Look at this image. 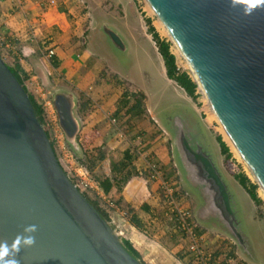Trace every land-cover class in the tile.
I'll return each instance as SVG.
<instances>
[{"label": "water", "instance_id": "water-1", "mask_svg": "<svg viewBox=\"0 0 264 264\" xmlns=\"http://www.w3.org/2000/svg\"><path fill=\"white\" fill-rule=\"evenodd\" d=\"M147 2L264 190V0ZM104 30L124 49L117 32ZM35 73L48 88L43 66ZM51 103L66 143L80 152L74 95L55 89ZM186 145L209 196L205 210L230 226L235 217L225 182L198 143L193 149L186 139ZM28 225L36 226L35 243L19 246L17 264H141L67 176L27 93L0 57V243L11 245Z\"/></svg>", "mask_w": 264, "mask_h": 264}, {"label": "crops", "instance_id": "crops-1", "mask_svg": "<svg viewBox=\"0 0 264 264\" xmlns=\"http://www.w3.org/2000/svg\"><path fill=\"white\" fill-rule=\"evenodd\" d=\"M49 1L0 0V46H3L6 58L11 61L7 65L19 64L27 74L25 82H29L33 90L38 91L40 85L47 88L35 73L37 65L43 66L49 81L57 80L65 84L63 89H73L71 93L76 99L75 113L80 123L78 135L92 128L98 132L91 145L100 148L104 154L103 159L95 160L98 163L96 169L102 174L98 177H107L113 182L114 176H126L119 188L113 183L108 193H104L100 187L95 190L103 203L111 200L116 204L107 212L112 223L119 228L122 238L131 243L145 264H189L184 240L165 218V206L158 186L147 179V165L155 162L162 168L164 177L176 188L180 203L190 209L192 221L206 237V245L210 249L228 254H232L235 249L241 253L240 264H264V259L257 261L252 257L250 240L239 227L238 211L234 210L233 230L229 225H223L205 210L209 196L204 193L199 181L184 174L187 183L198 190L202 198L203 203L195 208L181 174L174 161H171V150L168 151L164 146L170 138H167L168 133L157 117L159 108L168 104L170 97L152 87H155L156 81H161L166 88L173 87L180 97L183 90L168 78L152 34L147 32V26V30H143L134 12L137 10L135 0H54L52 4ZM102 2H117L119 15H106V6ZM83 7L87 10H83ZM99 16L115 18L124 27L123 33L119 31L124 50L129 47V43H137L138 48L142 49L143 63L138 60V75L128 70L126 74L113 71L120 83L117 80L110 81L102 74L106 62L86 47V38H81L80 46L79 37L95 27ZM49 49L53 50L50 58L47 56ZM52 59L55 60L54 66ZM135 77L141 83H137ZM37 79L39 82H35ZM121 81L126 82L128 91L143 93L145 113L140 119L126 115L112 124L110 118L114 117L118 106ZM155 129H159L160 134ZM202 150L206 152L203 147ZM126 152L129 155L127 167L121 173L112 172V162L123 160ZM210 159L216 167L211 155ZM238 184L250 199V218L263 230L264 235V220L259 216L254 200ZM229 199L232 204L230 192ZM132 216L137 220V225L130 222Z\"/></svg>", "mask_w": 264, "mask_h": 264}, {"label": "rangeland", "instance_id": "rangeland-1", "mask_svg": "<svg viewBox=\"0 0 264 264\" xmlns=\"http://www.w3.org/2000/svg\"><path fill=\"white\" fill-rule=\"evenodd\" d=\"M135 2H136L137 10L134 12L138 17V19H140L139 21L142 24L143 30H147L146 26L147 27L151 26L154 28L158 36H160L164 40L170 41L168 39L169 37L164 32H162L163 29L158 26L157 17L154 15V13H152V11L148 10L146 4L142 0H138V2L135 0ZM102 5L106 6L105 7L106 11H104L106 15L110 17L112 16L117 17L119 15V8L116 6L117 2L116 3L102 2ZM83 10L86 11L87 9L83 7ZM110 17L102 18L101 16H99V19L97 20L98 22H96L94 25L95 27L92 28L90 32L89 31L83 32L79 37L78 42L81 46V41H80L81 38L83 37L86 38L87 39L86 47L90 51L94 52L104 62H106L107 66L102 69V74L105 76V78H108L110 81L117 80L113 71L117 74L119 73L126 74V72L131 71L133 75H138V69H139L138 60L143 63V58L141 53L142 49L138 48L137 43H132V44L129 43V47H127L126 50L121 49L116 45H114L108 34L105 33L104 27L105 26L109 27L118 34L119 31L123 33L124 27H121L116 22L117 19L115 18L113 19ZM147 32L149 33V30H147ZM119 36L121 37L120 34ZM2 48L3 46H0V57L6 64H9L11 61L6 58L5 52L2 50ZM176 50L177 49L171 43L170 51L175 56L176 65L180 68V71L186 72L192 78L190 70L186 67L184 60L177 54ZM134 79L137 81V83H141L138 77H135ZM35 82H39V80L37 79V81ZM117 82L120 83L119 80H117ZM25 83L28 88V91L33 94L36 101L43 108V118L41 125L44 131L48 135V139L53 147V150L55 152L59 164L61 165L67 176L71 179V181L77 186V188L82 193L86 194L91 200H96L98 202V206L101 209L108 211L109 208L107 207L106 203H103V201L100 198L98 199L95 190L89 189L88 187L84 186L83 184L84 175L80 176L79 174L83 172L82 168L89 169L91 168V166L86 162L82 164L75 159L74 154L72 153L70 147L66 143L64 134L59 126L58 115L51 103V96L54 90L58 88H63L65 84H63L60 81L58 82L57 80L51 79L49 81L48 88L44 89L40 85V87L37 89L38 91H35L32 89L29 82L26 81ZM122 84L127 89L126 82L121 81V85ZM152 88L158 90L166 97H170V102L159 108V113L164 112L161 114L162 120L163 119L167 120L171 116V112L173 110L176 109L177 111H179L181 108L182 109L180 111L181 112L180 114H184L185 121L189 120L188 110L196 116V121L194 122H196L199 128L197 129L194 128V126L192 125L193 123H186L187 125L186 127L189 128L191 135L194 138H196V141L200 145V147L201 148L203 147L206 150V153H210L212 159L216 161L215 162L216 167L221 172L225 185L227 186L228 191L231 194L233 209L235 211H238L240 230L250 240L252 257L257 259V261L264 259V235L262 232L263 230L260 229V227L256 225L250 218V214L252 211V205L250 199L246 194L243 193L240 185L238 184L239 181L234 176L236 174L238 175L243 174L248 178L247 185L249 186L254 185V191L257 197L260 199V202L258 203L254 202V204L256 206V210L259 216L262 217L263 220H264V194H262V191L257 181L254 179L253 175L246 166L245 162L240 157L237 156L233 146L230 144V142L224 135L223 129L219 121L210 114V111H208L206 102L198 86L195 91L196 94L195 98H190L183 91L181 92V97H180L178 96L179 94L176 95L175 93L176 91L174 90L173 87L166 88L165 84L161 81H156L155 87ZM46 90H49L50 92ZM68 91L73 93L72 88H69ZM177 96L179 98H177ZM180 98H182V100ZM155 130H157V134H160V131H158L159 129H155ZM217 136H220L222 141H224L229 148L230 168H227V165L225 164V156L221 154L219 144L216 140ZM168 137L170 138V136L167 134V138ZM164 144H165L164 146H166L168 151L171 150L172 148L171 139H168ZM97 166L98 163L96 164L94 162L91 171H88L87 169L88 171V176L86 177L87 180L90 179L94 180V177L102 175L101 171L96 169ZM184 184H185V188L190 194V198H192L191 200H193L194 202L195 205L194 207L195 208L199 207L203 202H202V198L200 197V194L198 193V190L194 189V187L189 185L187 182H185ZM106 222L112 228V230H114V232L117 235V238L121 240L122 234L118 232L119 228H117L115 224L112 223L111 220ZM227 256L229 259H232L231 264H240V262H242L240 259V257L242 258L241 253L240 252L237 253L235 249L232 254L227 253Z\"/></svg>", "mask_w": 264, "mask_h": 264}, {"label": "trees", "instance_id": "trees-1", "mask_svg": "<svg viewBox=\"0 0 264 264\" xmlns=\"http://www.w3.org/2000/svg\"><path fill=\"white\" fill-rule=\"evenodd\" d=\"M149 32L152 34V37L156 43L158 52L160 53L164 66L166 69V74L168 78L174 80L176 84L186 93L187 96L190 98H195L196 94V88L197 84L195 81L192 80L189 74H187L184 71L177 70L176 62H175V56L170 51V41L160 39L158 34L155 32L154 28L149 26L148 27ZM52 65H55V60L52 59ZM11 73L14 75L16 80L19 82V84L22 86L24 91L27 93L28 98L32 104V107L34 109L35 116L37 120L42 123L43 118V108L42 106L36 101L33 94L28 91V88L25 85V80L27 78V74L22 70V68L19 66V64H14L13 66L7 65ZM118 93L120 95V98L118 99V106L116 109V112L114 113V117L116 119H120L123 116L128 115L132 118L140 119L145 113L144 108V95L141 92H130L128 91L124 86H120ZM132 100V103L129 104V101ZM47 134V133H46ZM48 136V135H47ZM98 132L95 130V128L90 129L89 131L83 133L82 135H78L76 144L79 147L80 152H74L71 148L70 150L74 154V157L77 161L80 163H88L90 164L91 168H87L88 171H91L93 164L95 160H101L103 159L104 154L100 150V148L91 147L93 141L97 138ZM219 148L221 151V154L225 156V164L227 165V168H230L229 164V157L230 152L228 146L225 144L224 141H222L220 136H217L216 138ZM82 155V158H81ZM129 160L128 153H124L123 160H120L118 162H112L111 164V171L114 173H121L126 167H127V161ZM239 183L246 189L247 193L251 197L254 202L258 203L260 202V199L257 197L255 191H254V185H247L248 178L243 174H236L234 176ZM94 180L98 183L99 187L102 189L104 193H108L110 189L112 188V185H116L118 188L120 187L121 183H124L126 180V176H122L121 178L113 177V182L107 178V177H94ZM84 197L88 200V202L98 211L100 216L105 221H110L108 212L104 209H101L98 206V202L96 200H91L86 194L82 193ZM98 197V196H97ZM99 199V197H98ZM97 199V200H98ZM130 222L134 225H137V220L132 216L130 218ZM120 242L124 246V248L137 260L140 261L141 264H145L139 257V254L137 251L133 248L131 243L121 238Z\"/></svg>", "mask_w": 264, "mask_h": 264}, {"label": "built area", "instance_id": "built-area-1", "mask_svg": "<svg viewBox=\"0 0 264 264\" xmlns=\"http://www.w3.org/2000/svg\"><path fill=\"white\" fill-rule=\"evenodd\" d=\"M136 1L138 2V0ZM142 1L145 3L144 0ZM49 3H54V0H50ZM52 54L53 50H47L48 58ZM177 70H180L178 66ZM110 121L112 124L117 122L114 117L110 118ZM82 170L83 172L79 175H84V186L96 190L99 187L98 183L95 180H87L88 171L85 168H82ZM146 172L147 179L158 186V192L165 206L164 215L166 220L172 224L174 231L179 233L184 240L185 256L189 264H231L232 262L228 258L227 252L217 253L216 250L210 249L206 245V237L192 221L190 209L180 203L176 188L164 177L163 170L159 164L155 162L148 163ZM106 205L108 208L116 207V204L111 200H107Z\"/></svg>", "mask_w": 264, "mask_h": 264}, {"label": "flooded vegetation", "instance_id": "flooded-vegetation-1", "mask_svg": "<svg viewBox=\"0 0 264 264\" xmlns=\"http://www.w3.org/2000/svg\"><path fill=\"white\" fill-rule=\"evenodd\" d=\"M85 42L87 44V39L85 40ZM181 109L180 110L178 109L179 111H177L176 109L173 110L171 112V116L167 120L164 119L162 120L161 118V114L164 112L158 113L157 117L158 120L162 123V125L163 126L165 125L164 128L166 129L168 135L170 136V139L172 140V144H171L172 160L174 161L177 170L181 174L183 184L187 182L186 176L184 174H188L189 178L197 179L200 183L201 181L200 179H198L199 175L198 172L196 171V165L192 161V155H193V159H195L194 158L195 154L191 151L192 149H187V145H186V139H187L189 145L194 146L193 147L194 149L197 141L196 138H194L191 135L189 128L186 127L187 126L186 123H193L192 125L196 129L199 128V126H197L196 122H194L196 121V116L192 114L189 110H188L189 120H186L187 121L186 122L184 118V114H180ZM190 119L192 122L190 121ZM188 153L191 155L190 157L188 156L189 155ZM197 161L199 162L198 158ZM231 225L230 228H232Z\"/></svg>", "mask_w": 264, "mask_h": 264}, {"label": "clouds", "instance_id": "clouds-1", "mask_svg": "<svg viewBox=\"0 0 264 264\" xmlns=\"http://www.w3.org/2000/svg\"><path fill=\"white\" fill-rule=\"evenodd\" d=\"M36 231L35 225H28L23 229V234L17 235L14 243H0V264H17L15 259L16 253L19 251V246L31 247L35 243V238L32 233Z\"/></svg>", "mask_w": 264, "mask_h": 264}, {"label": "bare ground", "instance_id": "bare-ground-1", "mask_svg": "<svg viewBox=\"0 0 264 264\" xmlns=\"http://www.w3.org/2000/svg\"><path fill=\"white\" fill-rule=\"evenodd\" d=\"M144 1H145V4H146L148 10H149V11H152V13L155 14L154 10H153L152 7L150 6V4L147 2V0H144ZM157 19H158V20H157V24H158V26H159L160 28H162V29H163L162 32H164V33L169 37V34H168V32H167L166 27L164 26V24L161 22V20H160L159 18H157ZM176 51H177V54H178V55L184 60L186 67L190 70L187 61L181 56V54H180V52L178 51V49H177ZM191 75H192V78H194V76H193L192 73H191ZM197 86H198V88H199V90H200V92H201V94H202V96H203V98H204V100H205V102H206V106H207L208 111H210V114H211L214 118L217 119V117H216L215 113L213 112V110H212V108H211V105L209 104V102H208V100H207V97H206V95L204 94V92H203V90H202V87H201V85H200L199 82H197ZM217 120H218V119H217ZM219 123H220V122H219ZM221 127H222V125H221ZM222 129H223L224 135L226 136V138L228 139V141L230 142V144L233 146V148H234V150H235L237 156L240 157V158L242 159L240 153L238 152V150H237L236 147L234 146L233 142L231 141L230 137L228 136V134L226 133V131L224 130L223 127H222ZM64 138H65V137H64ZM242 160H243V159H242ZM243 161H244V160H243ZM245 164H246V163H245ZM246 166H247V165H246ZM248 169H249V168H248ZM250 172H251V171H250ZM251 174H252V172H251ZM252 175H253V174H252ZM253 177H254V176H253ZM254 179H255V178H254ZM259 187H260V189H261V191H262V194H264V190L261 188V186H259Z\"/></svg>", "mask_w": 264, "mask_h": 264}]
</instances>
